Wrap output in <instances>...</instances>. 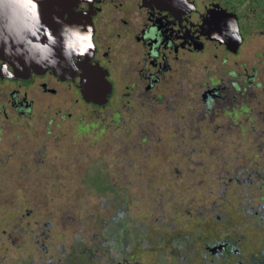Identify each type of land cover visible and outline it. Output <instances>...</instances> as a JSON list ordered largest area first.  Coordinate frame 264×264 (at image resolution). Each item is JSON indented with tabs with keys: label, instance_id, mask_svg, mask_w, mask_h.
<instances>
[{
	"label": "rangeland",
	"instance_id": "obj_1",
	"mask_svg": "<svg viewBox=\"0 0 264 264\" xmlns=\"http://www.w3.org/2000/svg\"><path fill=\"white\" fill-rule=\"evenodd\" d=\"M180 75L184 85L193 78ZM183 100L151 117L117 110L112 119L100 110L99 122L114 128L72 124L51 137L42 161L8 163L0 173V264H264L256 211L264 201V105L244 126L227 123L228 110L194 112ZM92 234L110 242L97 246ZM223 238L227 250H208ZM114 240L141 247L120 254L124 245Z\"/></svg>",
	"mask_w": 264,
	"mask_h": 264
},
{
	"label": "flooded vegetation",
	"instance_id": "obj_2",
	"mask_svg": "<svg viewBox=\"0 0 264 264\" xmlns=\"http://www.w3.org/2000/svg\"><path fill=\"white\" fill-rule=\"evenodd\" d=\"M74 13L90 18L96 44L91 57H73L78 71L68 60L58 72L47 68L8 79L0 71V173L8 163L42 161L51 137L69 125L84 123L86 131L96 130L99 123L100 128H114L112 121L99 122L100 110L112 119L117 110L151 117L173 110L183 98L194 112L199 106L206 113L228 110L227 123L234 125L245 126L262 113L264 0H81ZM229 20L236 24L239 41L226 34ZM213 33L224 42L213 39ZM4 63L0 58V67ZM195 63L197 72L190 70ZM7 71L14 72L9 63ZM117 71L124 79L118 95ZM178 71L183 82L193 78L180 84ZM84 80L93 82L90 100L83 96ZM35 126L43 127V133H29L32 140L28 130ZM247 178L251 180L250 174ZM245 203L247 211L264 208L262 200L253 206L247 198ZM91 237L97 246L110 242L107 236ZM112 242L124 245L120 254L130 250L131 256L134 245L141 247L140 241ZM228 245L223 238L208 250L217 254Z\"/></svg>",
	"mask_w": 264,
	"mask_h": 264
},
{
	"label": "clouds",
	"instance_id": "obj_3",
	"mask_svg": "<svg viewBox=\"0 0 264 264\" xmlns=\"http://www.w3.org/2000/svg\"><path fill=\"white\" fill-rule=\"evenodd\" d=\"M16 3L27 8L26 17L18 25L12 26L6 19L0 17V45H3L6 56L22 57L24 65L31 67L35 63L37 66L46 69L49 66L53 68L59 66V60L55 56L57 47H60L61 55L73 65V57L83 58L93 55L96 44L94 30L90 24H67L60 17H54L55 22L61 25L58 40L57 36L53 35L51 27L43 22L39 0H16ZM227 24L226 34L239 41L241 38L236 36L234 32L235 22L229 20ZM212 38L224 42L223 37L218 33H213ZM30 47L50 52L53 60L42 63L31 59L29 56ZM14 63L16 69L23 70L24 65H21L19 60H15ZM7 69L8 63H4L0 67V71L6 78H15V72L7 71ZM78 70V66L74 65L73 71Z\"/></svg>",
	"mask_w": 264,
	"mask_h": 264
},
{
	"label": "water",
	"instance_id": "obj_4",
	"mask_svg": "<svg viewBox=\"0 0 264 264\" xmlns=\"http://www.w3.org/2000/svg\"><path fill=\"white\" fill-rule=\"evenodd\" d=\"M81 0H39L40 2V11L43 18V22L49 25L53 31V35L57 36L59 40V31L61 25L56 23L54 17H60L64 23L67 24H81L88 25L91 24L89 17L78 16L74 13L75 6ZM68 14V18L64 19V14ZM27 8L16 3V0H0V17L6 19L8 23L12 26L18 25L23 18L26 17ZM86 30V28H85ZM46 41V37H45ZM29 56L31 59L40 61L42 63H47L48 61L53 60L52 54L50 52H45L40 48L30 47ZM56 58L59 60V66L57 68H51L53 71H61L62 64L67 63V60L61 55L60 47L56 48L55 53ZM0 58L6 60L13 68L15 75L23 76L30 74L31 72H41L45 68L37 66L35 63L28 67L24 65V60L22 57H9L4 54V47L0 45ZM15 60H19L21 65H24L23 70L15 68ZM46 68V69H47ZM92 85L91 80H84L82 92L85 99L90 100L92 97Z\"/></svg>",
	"mask_w": 264,
	"mask_h": 264
},
{
	"label": "trees",
	"instance_id": "obj_5",
	"mask_svg": "<svg viewBox=\"0 0 264 264\" xmlns=\"http://www.w3.org/2000/svg\"><path fill=\"white\" fill-rule=\"evenodd\" d=\"M253 210H254V209H253ZM253 210H251V209L249 210V209H248V211H249V214H250V215H252V214H253V213H252V212H253ZM256 211H257V212H259V213H260V216H263V219H264V208H263V207H261V209H260V210H256Z\"/></svg>",
	"mask_w": 264,
	"mask_h": 264
}]
</instances>
